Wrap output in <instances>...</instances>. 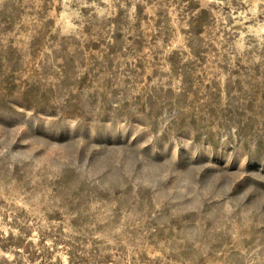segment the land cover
<instances>
[{"label": "rangeland", "instance_id": "1", "mask_svg": "<svg viewBox=\"0 0 264 264\" xmlns=\"http://www.w3.org/2000/svg\"><path fill=\"white\" fill-rule=\"evenodd\" d=\"M0 264H264V0H0Z\"/></svg>", "mask_w": 264, "mask_h": 264}]
</instances>
